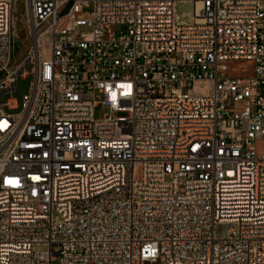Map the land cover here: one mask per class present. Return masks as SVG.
<instances>
[{
    "label": "built area",
    "instance_id": "built-area-1",
    "mask_svg": "<svg viewBox=\"0 0 264 264\" xmlns=\"http://www.w3.org/2000/svg\"><path fill=\"white\" fill-rule=\"evenodd\" d=\"M25 8L12 66L0 0V264H264V0Z\"/></svg>",
    "mask_w": 264,
    "mask_h": 264
},
{
    "label": "rangeland",
    "instance_id": "rangeland-1",
    "mask_svg": "<svg viewBox=\"0 0 264 264\" xmlns=\"http://www.w3.org/2000/svg\"><path fill=\"white\" fill-rule=\"evenodd\" d=\"M176 11L181 20L187 19V14L193 11L192 1H180L176 5ZM12 27H11V39H12V53L10 58V65H15L23 60L29 46L31 45L30 36L28 34L27 15L25 8V0H12ZM229 69L227 71L228 76H249L252 74L254 63L252 61L240 60L228 62ZM31 65L25 64V70L31 72ZM33 76L29 74L27 76L18 75L15 84V90L11 93H5L1 102L3 104V110L7 114H17L22 109L23 95L30 92ZM15 101V106L11 107L7 104L9 100ZM108 113V109L105 107H97L94 111L95 118H101L104 114ZM120 115V114H117ZM264 148V143H262ZM226 224H219L215 227L217 236H222ZM36 250H43V246H35ZM144 264H158V262H145Z\"/></svg>",
    "mask_w": 264,
    "mask_h": 264
}]
</instances>
